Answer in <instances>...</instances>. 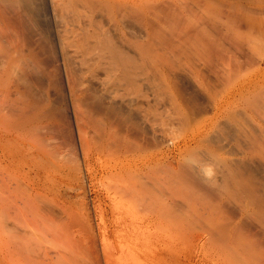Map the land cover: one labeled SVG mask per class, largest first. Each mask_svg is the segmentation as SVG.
Listing matches in <instances>:
<instances>
[{"label":"bare ground","instance_id":"6f19581e","mask_svg":"<svg viewBox=\"0 0 264 264\" xmlns=\"http://www.w3.org/2000/svg\"><path fill=\"white\" fill-rule=\"evenodd\" d=\"M226 15L252 35L237 40L239 51L251 49L253 35L264 38V0H236ZM131 17L142 20L128 0H0V264H126V258L140 256L143 264H207L206 252L214 245L264 250V60L239 85L219 95L211 89L209 75L196 68L200 89L215 94L204 96L208 101L202 105L197 103L200 85L194 102L173 71V76L162 74L164 81L149 82L152 92L146 94L139 83L147 77L138 68L154 63L157 73L162 64L146 62L151 41L145 38V48L143 39H129ZM183 32L181 43L194 38L208 56L217 42L191 27ZM131 41L137 54L144 51L148 57L133 58ZM151 70L150 76L155 74ZM158 83L161 92L155 90ZM165 90L172 91L171 98L166 92L160 96ZM126 91L133 94L127 101ZM142 95L151 96L146 107ZM116 96L127 105L136 99V109L143 104L147 116L137 110L150 126L133 121L128 108L124 111L130 117L124 113L127 119L120 118ZM162 100L175 116L165 110L164 118ZM239 105L242 113L234 109ZM93 112L104 123L95 120L103 125L97 132L90 121L100 132L97 142V134L92 136L91 147L86 126ZM161 132L172 145H162ZM217 134L227 139L232 134L235 138L229 139H238L242 147L227 142L230 155L234 148L239 151L229 159L216 156L226 147ZM62 147L76 164H66ZM213 152L223 166L217 171L209 161ZM81 167L93 191L96 228L87 203L74 208L64 197L66 187L57 188L69 186ZM98 175L101 186L95 181Z\"/></svg>","mask_w":264,"mask_h":264},{"label":"rangeland","instance_id":"374dc122","mask_svg":"<svg viewBox=\"0 0 264 264\" xmlns=\"http://www.w3.org/2000/svg\"><path fill=\"white\" fill-rule=\"evenodd\" d=\"M226 4H228L230 6V9H232L233 5L236 4V0H128L129 8L131 10H134L138 15H140L142 17V20H140V19L135 20L132 17L131 18L133 20H128L127 27H128V32H129V39L133 40V41L136 40L135 42H139V41L141 42V40L143 39L142 43L143 44L145 43L144 44L145 48H146V46H149L148 44H146L147 41L148 40L151 41L154 44L152 46V48H151L153 50L151 51V49H150V51H148V53L149 52L150 53L148 54L149 58H146V60H148L146 62L148 63V62L151 61L153 63L154 60H156L155 64L157 66H159V64H162V66H159L160 68L157 67V73H158V69H160L163 72V73H161L159 71L161 73V75L162 74L165 75V73H170L173 76V73L175 72L173 78L177 81L178 84L180 83L179 85H180L181 88H185V92H186V94L188 93V95H191V94L193 95L194 94L196 96L197 95L199 96V94H197V91H196V89L199 88V91L201 90L200 91L201 92L200 93V95H201L200 97L201 98H198L199 100L195 99V96L193 95V97H194L193 100H194V102H197V100H198L197 103L201 104V105L205 104V102L208 101V98L206 97L205 98V102H204V96H208V94L210 93V95L213 97L215 94L214 93L211 94L212 91H210L209 93H208V91H206V93H207V95H206L205 91L202 90L204 88L201 87L202 86L201 84H198V81H196L198 79L196 77L197 75H195L196 68H198V69L200 68L201 69V70L200 69L199 70L202 72V75H204V74H205L204 76H206V75L208 76L209 75L208 79L210 77V80H212V82L214 83V86L211 89L213 90V88H214L213 92L216 91V94L219 95L221 92L225 91L227 88H231L233 86L239 85L245 79L246 76L251 74L252 69L254 68L255 64H257V63L261 62L262 60H264V38H262L260 35H253L256 38V40H254V41H252V39H249V41L252 44H251V49L246 48L244 50V51H247V53L243 52L241 50L239 51V49H238V47L236 45L237 40L239 39L238 41H240V39H241L240 42H243L242 38H244V40H245L246 38H251L252 35H250L248 33H245V32H242V29H238L237 27H235V25H234L235 23H233V20L230 19L229 17H227V15H226L227 14V9H229V6H227ZM187 27H191V28H193V30L197 29L199 32H202L204 35L207 34L209 37L214 36L216 38L217 42L214 43L215 45H213V49L214 50L217 49V50H215V52H214V50L212 49V51L210 52V54L208 56V53H206L207 55L205 54V52H207V51H205L204 49L202 50V48H199V47H202L200 41H197L194 38H191V39L188 40L186 36L184 38H186L187 40L186 41L184 40L185 42L181 43L182 41H180L179 38H181V39H183V38L180 35H182V36L184 35L183 33H185V32H183V29H185V28L187 29ZM153 28L155 29L156 32L153 31ZM214 28L217 29V32L219 31L221 33V36L218 35V34H216V36H215V31L213 30ZM150 33L153 35L152 37L150 36L151 35ZM146 34H149V36L146 37ZM160 35L164 39V43L162 42V44H164V45H162L161 42L159 41V40L162 39V37ZM165 36L169 39L170 43H168L167 40H166L167 44H165V39H166ZM149 37H151V38L149 39ZM157 37L159 38V40H158ZM214 37H212V38H214ZM145 38L147 39V41H146ZM149 41H148V43H149ZM161 41H163V40H161ZM171 42H173V43H171ZM132 43L130 44L131 46L134 44V43L133 44ZM136 44L138 45L139 43H136ZM143 44H142V46H143ZM172 45L174 47H175V45L176 46L177 45L178 46L179 45H183V46L179 47V49L181 51H184V54L181 53L182 54L181 55V54L177 53L179 51V49L174 48V47L171 48ZM131 46L129 48L131 53L129 52V54L130 55L132 54L133 58H136V57L138 58V56H141V55H142L141 56L142 58L148 57V55L147 56H143V54L145 52L142 49H144V47L141 49L143 51V53L141 52V53L137 54L139 52L138 48L136 47L137 50L133 49L135 47V44L132 47ZM246 46L248 47L247 43H246L245 47ZM147 48H149V47H147ZM155 48H156V50H155ZM170 48H171V50H170ZM187 48H188V50H189V48L192 49L191 52H193V53L191 55L188 54V53H191L190 51H186L187 54H185V50H187ZM195 48H197L198 50L196 49L197 51H195ZM182 49H185V50H182ZM199 49H201V51H199ZM135 50L138 51V52H136ZM145 51L147 52V49H145ZM155 52H157V55H158L156 57H155V55H156ZM217 52L218 53L220 52V53L217 54ZM133 53H135V54H133ZM158 53L162 54V56L161 55L159 56ZM145 55H146V53H145ZM152 55L155 58L151 57ZM216 55H218V56L220 55L221 58H219L218 56L216 57ZM161 57H162V59H160ZM140 58L138 60L141 62L142 59H140ZM135 60L137 61V59H135ZM139 61H137V65H139V63H140ZM143 61L145 62V60H143ZM146 62H145V64H147ZM149 65L155 67L154 63L153 64L149 63ZM151 66H150V68L153 69V73H154L156 67L154 69V67L152 68ZM168 67L170 69H172V70H170ZM146 68H148V67L144 66L143 68L141 67V69L138 68L140 70V72L143 73V75H141V77L144 78V74H145V77H147L146 79L148 80V81H145L146 80L145 78H144V80H141V82L139 84L142 83L143 87L146 85V88L147 87L149 88V86H150L149 82H151L150 84H152L153 82H155L154 84H156L158 82L157 81L158 79L164 81V78H163L164 76L163 75H162V79H160V75H159L160 73H158V75H159L158 76L156 71H155V74L150 76L151 73H149V72L152 71V70L150 68H148V69H146ZM167 68L169 69V71L167 70ZM145 69L147 71L148 70H150V71L146 72ZM170 71H173V73L170 72ZM222 73H224L225 75L222 74ZM215 74H218V75H215ZM156 75H157V78L153 79L152 77L153 76L156 77ZM219 75L222 76V77L218 78L217 76H219ZM215 78H216V80L219 79V81L214 80ZM153 80H156V81H153ZM215 81L217 83L220 82V83H218L219 85H217V83ZM259 82H260V80H259ZM145 83H147V84H145ZM159 83L157 85H154L156 91H158L157 88L161 89ZM164 83L165 82H163V84ZM164 85H166V84H164ZM199 85H200V87H198ZM134 87H135V85H134ZM143 87L142 86L139 87L140 88V92H142V90L144 91L143 93H146V94L149 93V92H152V91H150L151 90L150 88L147 91V89L145 87L144 88ZM136 88H138L137 85H136ZM162 88L165 89L167 87L165 86V87H162ZM200 88H202V89H200ZM131 89L132 88H130L127 91L130 92ZM160 89H159V91H160ZM168 89L171 90L170 88H168ZM133 90H138V89H134L133 88ZM133 90H131V92ZM166 90L163 91L162 93H160V96H162L163 93H164L163 95H165V92L168 93L167 95L169 96V92H172V91H166ZM192 90H194V91H192ZM199 91H198V93H199ZM202 91H204L203 94H202ZM135 92L138 93L139 90L138 91H133V94ZM131 94L132 93H128L127 92L126 93L127 99H125V98H123V99H125V101H127L128 97L129 98L131 97ZM170 94H172V93H170ZM126 95H124V96L126 97ZM157 95H158V93H157ZM134 96H136V95H134ZM146 96L147 95H145V96L142 95L141 96L142 98H144L143 102H142L143 104H144L145 99L147 100L148 97H151V96H147V97ZM136 97L140 98V95L138 94V96H136ZM115 98H117V96L114 97V100H115ZM119 98L120 97H118L117 101L115 100L114 103H115V106H117V108L120 107L119 110L116 109L118 112L120 111V113H119L120 118L121 117L125 118L126 113L128 115L129 112H126L124 110L130 109L129 111H131L134 114V116H133V114L131 116V117H134V119L132 118L133 121L136 119V121L139 120L137 122H141L142 123V120H141L142 118L141 117L142 116L144 117V115L146 114V111H144V110H146V108L144 109V106L146 107L147 105L144 104V106H143V104L141 103L143 107L141 105L140 106L144 110L137 108L141 112H142V110L145 112V114H143V112H142L143 115L141 116V114H139L140 111L138 112V110L134 107L135 104L137 103L136 99H134V101L131 100L133 103L127 105L126 104L127 102L124 101L125 103H123V101H120ZM142 98L140 100H142ZM157 98L159 99L160 97L157 96ZM166 98H164L165 99L164 101H167V103L168 102L170 103V98L171 97L168 99L169 101ZM161 99H162V97H161ZM161 99H159V100H161ZM121 100H122V98H121ZM131 101H128V103L131 102ZM164 101L163 100L160 101V102H162L160 104L162 106L161 108L163 109V111L160 108V110L162 112L159 111V110H158V112H161L163 114V112H165V110H166L165 114L167 112L170 113L169 112L170 106L168 105L169 103L167 104ZM120 102H121V104L122 103L123 104L121 105ZM134 102H135V104H134ZM199 102H202V103H199ZM197 103H195V104H197ZM166 105H168L169 107L166 106ZM239 106L235 107V108L233 107V108L234 109L237 108L236 111L239 109L240 113H242L241 112L242 108H241V106L239 108ZM137 107H139V104L137 105ZM123 108H125V109H123ZM170 111H171V113L173 112L172 110H170ZM118 112H117V115H118ZM121 112H123V114ZM131 112L129 114H131ZM93 113L94 114H92V113H90V114H92V115L96 114L95 112H93ZM124 113H125V115H124ZM171 113H170L169 117L175 116L174 113L172 115H171ZM165 114H163L164 118L166 116ZM127 115H126V117H127ZM158 115L160 116V118H158V119H160L159 122H161V125H162L161 127L162 128H166L168 125H166L165 123L162 124V122H165L166 120L164 121V119L161 117L162 115L160 113ZM145 116H147V115H145ZM90 117H91V115L88 118H90ZM129 117L130 116H128L127 118H129ZM167 117L165 119H167ZM127 118H125V119H127ZM91 119H89V120L86 119V120H88L89 122L92 121V122H94V124L96 123V121H98V123H99V121H101L100 122L101 124L104 123V117L102 115L96 114L95 116H92ZM145 119H146V117H145ZM161 119L163 121H161ZM129 121H131V120H129ZM145 121L147 122V124L149 123L148 119L145 120ZM92 122H90V123L87 122V124H90V125H87L88 127L86 126V130H87V128H89V130L91 129L90 131L87 130V132H89V134L87 133V136H88L87 137L88 138L87 142H88V144L91 147H93L94 144H95L93 142V137H95V135L97 134L96 135V136H98L97 139H96V137L94 138L95 142H97L98 138H99V135H100V132H101L100 129L103 127V125L101 127L97 126L98 125L97 123L94 125V129L95 130L97 129L96 130L97 132L100 131L99 134H98L93 128H91V126L93 127V123ZM146 122L143 121L144 124ZM100 123H99V125H100ZM143 123L141 125H143ZM149 126H148V128L145 126L147 128V130L149 129ZM177 130H179L178 127H177ZM93 131H95V133ZM160 134L163 135V136H160V138L163 141V144H162L163 146L167 147L168 145H172L169 135H166L168 137V138H166V136L164 135L163 132H161ZM224 135H226V134H224ZM224 135L217 134L216 137H219L218 139L223 141L225 144L223 142H221V143H223L225 146H226V144L228 142L229 144L231 143L232 146L233 145L235 146L238 143L239 146L236 145L235 148L236 147L238 148L240 146L242 147V144L239 143V141H237L238 140L237 138H236L237 140L229 139V138L233 137L232 134H230L232 137H230V135H229L228 139H227V136H224ZM224 137H226V140L224 139ZM233 138H235V137H233ZM164 139H166V140H164ZM230 140H232V141H230ZM230 148H231V146H230ZM235 148H234V150L236 152H238L239 150L237 151V149H235ZM60 149L62 151L61 152V157L66 162L67 165L73 166L74 164H76L75 161H74V163L72 165V162L75 159L73 157H71V152H69L70 151L69 149H66V147H62ZM226 149H227V146L225 148L223 147V149H221L220 151H218V153H216V156H218V155L221 156L222 155L223 158L225 156V159H229L230 157H233L234 156L233 153L235 154V151L233 150V148H231L233 150V153H232V151L230 152V153H232L231 154L232 156L228 153V151H227L228 149L227 150ZM94 151H95V148L93 149V152ZM205 151L206 150H204L203 152H205ZM225 151H227V153ZM214 154H215L214 152L212 154L210 153L209 154L210 159L209 158L208 159H209V161L210 160L213 161V163L211 162V164L215 165V166H213V167H215L213 169H214V171L215 170L217 171L218 167L223 168V166H221V164L220 165L217 164V161H215L216 159L214 158L215 157ZM226 155H228L229 157L226 156ZM69 156L72 158V160L70 159ZM211 158L212 159L214 158V160H212ZM207 162H208V160H207ZM211 164L209 163L210 166H211ZM83 169L81 167V170H83ZM79 172H78V170H76V173H75L76 175L74 176V177H77L76 178L77 180L75 178H73L74 180L70 181L71 182L70 185L72 187L70 185H69L70 187L67 186V185H63V187L62 186H58L57 188H65L66 187L65 189L68 190V192L64 193V197L68 199V203H72V206L74 208L82 207V205L84 206V203L88 204V205L86 204V206L89 207V209L90 208L92 209V211L89 210V213H90V215L92 217V221H93L94 226L96 228L97 219L95 218V213L93 211L94 209H93L92 203H91V201L94 200L93 199L94 198L93 197V191H92V189H91V187L89 185L88 180L84 177L85 173H86L85 169L83 171H79ZM261 173H264V172H261ZM80 175H82V177H84V179L82 177H80ZM100 175H102V173ZM101 178L102 177H100L98 175L96 177V179H95V181L100 182L99 186H101V184L103 182V178H102V180H101ZM83 187H85V188H83ZM19 190H20V188L18 189V191ZM80 210L82 212L83 208H80ZM106 240L109 241L110 238H106ZM256 251L255 250H252V251L251 250H244V251L241 250L240 251L237 248H234V247L231 248V246H229V247L228 246L227 247L224 246L223 247V246L214 245V246H210L208 248L207 252H206V256H207L206 263L207 264H264V250L257 249ZM194 253H196V250L194 251ZM256 257H258V258H256ZM125 262H126V264H143V259H142L141 256L138 259L128 257V258H126Z\"/></svg>","mask_w":264,"mask_h":264}]
</instances>
